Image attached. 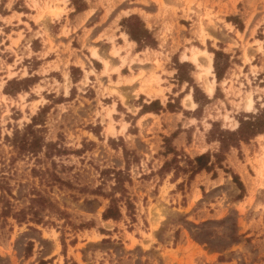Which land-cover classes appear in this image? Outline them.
I'll use <instances>...</instances> for the list:
<instances>
[{
	"label": "rangeland",
	"instance_id": "1",
	"mask_svg": "<svg viewBox=\"0 0 264 264\" xmlns=\"http://www.w3.org/2000/svg\"><path fill=\"white\" fill-rule=\"evenodd\" d=\"M248 123L264 131V0H0V195L26 213L0 202V264H264Z\"/></svg>",
	"mask_w": 264,
	"mask_h": 264
},
{
	"label": "trees",
	"instance_id": "2",
	"mask_svg": "<svg viewBox=\"0 0 264 264\" xmlns=\"http://www.w3.org/2000/svg\"><path fill=\"white\" fill-rule=\"evenodd\" d=\"M131 18H134L133 16L130 17ZM130 39L133 40V41H136L138 42L140 39L139 37L140 36H143L144 34L147 33V30L140 24L139 25H136L134 28L128 30L126 32ZM215 66V64H214ZM217 78H219L218 74L216 75ZM145 108V106H144ZM143 108V109H144ZM250 124V123H248ZM252 127L249 129V130H246V131H243L241 129V126L238 127V130H237V134L239 135V139L243 140V139H247L249 138V136H255L257 134H262L264 131L262 128H259V127H255L254 124H250ZM33 123L32 124H29L26 126V128L28 130L32 129L33 128ZM26 129V130H27ZM32 132V130H30ZM13 142L15 143H18V149L22 150V151H26L27 153L29 154H35L38 152V150H40L42 148V144H41V141H39V139L37 140H34V139H31V140H27L26 137H21L18 139L14 138L13 139ZM203 159V155L197 157L195 159L196 163H198L200 160ZM199 166V165H198ZM200 168H203V167H206L204 165L202 166H199ZM1 173H0V190L2 193L12 197V193H11V189L6 186L7 185V180L9 179V172H4L3 170L6 169L5 165H2L1 167ZM3 195H0V202H2V211H1V216L3 217H12V218H16L18 215H22L21 219L25 216V212L22 210L20 212H14L13 211V207L11 205V203L9 202L8 199H5V196ZM41 199V197H38V199ZM35 214V213H34ZM114 214H112V208L111 206H109L105 212L103 213V218L104 219H107V218H110L112 217ZM21 220H19L20 222Z\"/></svg>",
	"mask_w": 264,
	"mask_h": 264
},
{
	"label": "bare ground",
	"instance_id": "3",
	"mask_svg": "<svg viewBox=\"0 0 264 264\" xmlns=\"http://www.w3.org/2000/svg\"><path fill=\"white\" fill-rule=\"evenodd\" d=\"M91 55L93 57H99L98 53H97V50L96 48H93L91 50ZM184 59H189L193 64H195L196 66H199L201 69H202V72L199 73V77H204V89L206 91V93L208 95H211L212 92H213V88H214V80L215 78L213 77V80H209L207 78V76L211 75L213 76L212 74V53L204 50V49H193L191 51V54L190 55H184ZM102 63H103V73H106L109 71V62L108 60L106 59H102ZM116 69V68H115ZM113 69V70H115ZM152 80H154V78H152ZM141 89L142 90H145V91H150L151 90V80L149 81H143L142 85H141ZM112 92H116V89H111V93ZM118 92V91H117ZM185 101H186V104L189 106V107H194L195 106V103L192 101L191 99V94L188 93L186 95V98H185ZM252 105V101L250 99H248L247 101V108H250ZM261 136V135H259ZM262 161V163H261ZM260 161L261 165H260V171H262L264 169V158ZM264 172V171H263Z\"/></svg>",
	"mask_w": 264,
	"mask_h": 264
},
{
	"label": "crops",
	"instance_id": "4",
	"mask_svg": "<svg viewBox=\"0 0 264 264\" xmlns=\"http://www.w3.org/2000/svg\"><path fill=\"white\" fill-rule=\"evenodd\" d=\"M125 35V34H124ZM125 38H126V35L124 36ZM127 40V39H126ZM128 41V40H127ZM129 42V41H128ZM122 53H119V55L118 56H110L111 57V59H109V58H104V59H106V60H108L110 63H112V62H117L116 60H117V57H119L120 55H121ZM98 55L100 56V57H102L101 56V53H98ZM93 58V57H92ZM103 58V57H102ZM93 59H95V60H97L96 58H93ZM112 62H111V61ZM98 62H100L101 64H102V62L100 61V60H97ZM103 65V64H102ZM114 67V66H113ZM114 68H118V67H114ZM115 74V73H114ZM215 81V80H214ZM213 90H214V88H213ZM212 94H213V92H212ZM211 94V95H212ZM145 115H150V113H146Z\"/></svg>",
	"mask_w": 264,
	"mask_h": 264
}]
</instances>
